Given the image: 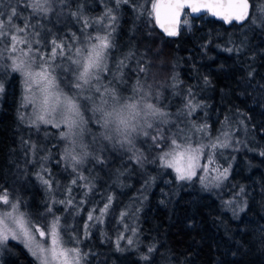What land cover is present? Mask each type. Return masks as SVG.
<instances>
[{
    "label": "trees",
    "instance_id": "16d2710c",
    "mask_svg": "<svg viewBox=\"0 0 264 264\" xmlns=\"http://www.w3.org/2000/svg\"><path fill=\"white\" fill-rule=\"evenodd\" d=\"M27 2L0 0V16L7 22L15 8L12 24L30 25L20 34L40 40L33 47L46 54L53 39L66 46L65 56L57 55L52 62L65 92L76 91L72 88L76 65L67 56L74 57L75 48L84 47L89 34L95 36L108 24L107 18L102 24L95 22L112 8L116 20L103 29L111 32L112 46L101 82H111L126 98L146 95L148 102L167 113L168 123L162 126L166 135L183 129L193 142L207 144L228 132L230 147L217 149L215 155L229 165V173L219 187L205 188L199 171L191 181H178L172 169L159 166L158 149L148 137H138L131 150L127 144L121 147L103 139L104 129L96 122L99 114L92 111L95 105L83 99L88 122L80 136L85 143L74 147L77 154L90 155L73 171L71 162L63 158L69 142L60 133L66 127L30 122L33 108L23 106V79L5 60L0 69V195L6 190L10 201L18 202L37 223L47 215L57 216L63 228L62 211L67 210L64 224L71 214L73 228L81 234L88 211L111 197L103 226L90 225L86 238L79 241L84 264H264V156L260 155L264 152V0H250V19L242 24H225L208 14L192 16L186 10L183 20L188 24L172 37L148 15L149 0H129L119 7L115 0H53V11L46 16L33 13ZM84 20L89 27H83ZM189 90L200 105L191 116L185 107ZM83 95L100 103L94 93ZM193 123L207 125L208 135L195 132ZM134 155H142L143 164ZM90 156L99 163L96 172L84 166ZM38 173L51 180V189ZM81 175L86 179H79ZM242 197L247 205L236 215L232 205ZM0 264L38 262L20 240L9 239L0 246Z\"/></svg>",
    "mask_w": 264,
    "mask_h": 264
},
{
    "label": "snow or ice",
    "instance_id": "6c2138e0",
    "mask_svg": "<svg viewBox=\"0 0 264 264\" xmlns=\"http://www.w3.org/2000/svg\"><path fill=\"white\" fill-rule=\"evenodd\" d=\"M64 3L65 0H59ZM129 0H115L117 7L121 3H128ZM53 0H28L26 6L33 13L46 16L53 11ZM151 11L148 13L155 24L163 30L167 36H177L181 24L187 25L188 20H181L185 9H189L191 14L205 13L222 20L225 24H232L234 21L242 23L250 19V9L252 5L250 0H149ZM264 11V9H262ZM113 9L108 8L104 16L99 18L95 23L102 24L107 18L108 24L102 25L95 36L89 34L84 47L75 48V57L67 56L72 64L76 65L74 70L75 82L72 88L76 91L69 90L65 92L61 87L58 77L54 75L55 68L52 62L56 60L57 55L64 57L66 46L56 39L51 40L52 48L50 53L46 54L41 47H33V44L40 45V40H30L27 35L20 36V33H26L30 25L17 27L12 24V17L17 15L15 8L11 9V15L7 22L0 19V67H3V61L10 60L8 67L15 73H19L23 79L24 97L23 106L29 105L33 108V118L30 122L33 125L44 124L51 125L55 128L66 127L67 131L60 133L61 137L69 142V147L65 149L64 159L71 162L73 171H76V165L83 162V157L88 155L84 152L82 155L76 153L75 145L77 137L83 131L88 121L85 120L84 112L87 111V104L80 101L91 100L95 107L93 113H98L96 122L104 129L103 139L118 142L121 147L129 145L131 150L134 147V141L140 137H148L152 141V146L158 149L156 161L162 168L172 169L178 181H191L197 177V170L202 173L199 181L205 188L209 185L219 187L223 180H226L229 168L220 169L213 167L216 164L214 159L215 151L221 148L230 147L229 133L221 132L214 141L205 144L202 142H193L192 136L183 129L175 133L166 135L163 125L168 123L167 113L147 101L146 95L137 99L135 95L124 97L119 95L114 88L104 85L101 82V74L108 72V50L111 48V32L103 31L104 28H110L115 22L116 17L112 14ZM78 15V13H73ZM251 22L256 21L253 18ZM83 27H89V21L84 20ZM103 33V34H101ZM34 35L38 36L39 33ZM18 45H24L18 48ZM59 49V53H58ZM232 49H228L231 51ZM71 51V49H69ZM19 52L20 55H16ZM143 70V69H141ZM107 77H105L106 79ZM0 86V91H2ZM134 89V92H137ZM85 92L94 93L99 98L100 103L95 104L93 96L83 95ZM187 104V115L191 116L198 107V102L189 90ZM21 119H24L23 114ZM227 121V118H225ZM192 129L197 133H207V125L192 124ZM221 136L225 139H221ZM33 149L35 145L32 146ZM81 147H84L81 145ZM205 149H209L206 156L207 162L201 164L202 158H205ZM264 156V152L260 153ZM137 163L143 164L142 155H134ZM217 173L209 178L210 173ZM41 182L51 189L50 179L43 175L37 174ZM79 179H86L80 176ZM73 184L77 181L73 180ZM243 192V189H241ZM111 197L108 202L100 209V217H103L111 206ZM65 203V201H59ZM68 204L72 201L68 200ZM230 206L232 201L227 202ZM0 204L8 205L11 211H5L0 215V244H4L9 239L20 240L24 246L35 257L38 264H81L82 254L77 247H65L64 241L59 230V217H53L50 225L43 228L34 226L26 219V213L20 211L19 203L12 202L9 199L6 190L0 195ZM49 213L53 212L52 207H48ZM243 211V208H240ZM126 213H122V216ZM89 220L93 219L89 214ZM99 219V217H97ZM135 234V230H133ZM43 238V242H41ZM50 239V246L47 241ZM124 239L121 235L117 240V249L119 250V240ZM128 244H132L131 238ZM154 249L149 248L152 252ZM148 259L147 256L144 257Z\"/></svg>",
    "mask_w": 264,
    "mask_h": 264
},
{
    "label": "rangeland",
    "instance_id": "374dc122",
    "mask_svg": "<svg viewBox=\"0 0 264 264\" xmlns=\"http://www.w3.org/2000/svg\"><path fill=\"white\" fill-rule=\"evenodd\" d=\"M0 19H2L1 16H0ZM18 35L22 36L21 34H18ZM85 40L87 42V39H85ZM23 47H24L23 45H18V48H23ZM16 55H20V53L17 52ZM73 58H76V57L74 56ZM9 63H11L10 60H9ZM3 64H4V61H3ZM0 69L3 70L4 69V66L3 67H0ZM119 73L121 74V72H119ZM76 139H77V144H84L85 143L84 138H82V136H80V135ZM107 142L112 143L114 141L107 140ZM209 151H210L209 149H206L205 150V158H202L201 159V161H200L201 164H204V163L207 162L206 156H207V154H208ZM88 155H90V154H88ZM214 159L216 161V164L213 165V167H217L218 166V167H220L221 170H223V168H229V165H227V164L223 165L220 162V159H219L218 155L217 156L214 155ZM95 160H96L95 158H93V157L90 156V159L85 162L84 166L89 165L91 167V169L94 172H96L98 169H94V167L97 164H99V163L95 162ZM197 171L200 172V170H197ZM216 174L217 173H215V172H211L209 178L211 179V177L215 176ZM246 205L247 204H245L244 198L242 197L241 199H238L236 202H234V204L232 205V209H235L234 211H236L235 213H236V215H238L239 213H241L240 208H243L244 209L246 207ZM103 206H104V204L102 206L97 205L96 208H91V210L88 211V213L86 215V218H85V221H84V224L82 226V231L81 232L83 234L80 233V229L79 228H76V229L73 228L72 215L71 214H68V223H65L64 224L63 215L66 212L67 213H69V212L67 210H63L62 211V212H64V214L62 215V220H63L62 225H63V228H59V230L61 232V236H62V239L64 241V245L63 246H65V247H77V248H79V250H80V252L82 254V257H83V259L81 260V264H84V261H86V259H85L86 255H85L84 251H82V248L79 245L80 244L79 241H82L83 239L86 238L87 234L90 232V225L94 226L96 224H101V226H103V224H104V216L103 217H100V209H102ZM5 211H11V208L8 205H4L3 207H0V215H3V213ZM20 211H22V210L20 209ZM90 213L93 216V219H91V220H89V218H88ZM48 217H49V219H47ZM53 217L54 216L47 215L45 217V219L40 218L41 221H43V222L39 221L37 223V222L31 221L30 218L26 214V219L28 221H30V223L32 225L37 226V227H41V228H43L45 225H50L52 223V221H53ZM97 217H99V219H97ZM45 221H47V222H45ZM41 242H43V238H41ZM50 244H51V241L49 239L47 241V245L46 246H50ZM0 246H1V244H0Z\"/></svg>",
    "mask_w": 264,
    "mask_h": 264
},
{
    "label": "water",
    "instance_id": "95a60500",
    "mask_svg": "<svg viewBox=\"0 0 264 264\" xmlns=\"http://www.w3.org/2000/svg\"><path fill=\"white\" fill-rule=\"evenodd\" d=\"M250 4H251V2H250ZM186 10H188V12L190 13V10L189 9H185V11ZM250 12H251V9H250ZM191 14V13H190ZM201 14H205V13H199V14H191L192 16H199V15H201ZM209 16H211L210 14H208ZM183 17H184V14H182V16H181V20H183ZM211 17H213V16H211ZM213 18H215V19H218V18H216V17H213ZM219 20V19H218ZM220 21H222V20H220ZM223 22V21H222ZM235 22V21H234ZM233 22V23H234ZM245 22V21H244ZM244 22H242V23H244ZM235 23H237V22H235ZM242 23H238V24H242ZM182 25V24H181ZM157 26V25H156ZM158 27V26H157ZM159 28V27H158ZM180 29H181V26H180ZM180 29H179V32H180ZM159 30L160 31H162L163 32V30L161 29V28H159ZM164 33V32H163ZM165 34V33H164ZM166 35V34H165Z\"/></svg>",
    "mask_w": 264,
    "mask_h": 264
}]
</instances>
